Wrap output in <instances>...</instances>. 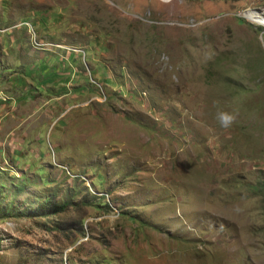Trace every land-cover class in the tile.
I'll list each match as a JSON object with an SVG mask.
<instances>
[{"label": "rangeland", "instance_id": "374dc122", "mask_svg": "<svg viewBox=\"0 0 264 264\" xmlns=\"http://www.w3.org/2000/svg\"><path fill=\"white\" fill-rule=\"evenodd\" d=\"M245 11L264 0H0V264H264Z\"/></svg>", "mask_w": 264, "mask_h": 264}, {"label": "clouds", "instance_id": "9594fccd", "mask_svg": "<svg viewBox=\"0 0 264 264\" xmlns=\"http://www.w3.org/2000/svg\"><path fill=\"white\" fill-rule=\"evenodd\" d=\"M246 12H247V11L243 12V13L240 15V17L246 19V18H245V13H246ZM255 13H257V14H261V18H260V20H261V21H264V11H256ZM252 21H253V22H251V23H253L254 25H256V26H258V27H261V28H264V26L259 25V21L255 20V19H252ZM233 120H234V116L231 115V114L223 113V112L219 114V121H220L221 126H223V127L230 126L231 123L233 122Z\"/></svg>", "mask_w": 264, "mask_h": 264}, {"label": "trees", "instance_id": "16d2710c", "mask_svg": "<svg viewBox=\"0 0 264 264\" xmlns=\"http://www.w3.org/2000/svg\"><path fill=\"white\" fill-rule=\"evenodd\" d=\"M60 209L56 208L53 204L49 202H44L43 204L39 205L37 210L30 212L29 217H45L48 214H55L58 213Z\"/></svg>", "mask_w": 264, "mask_h": 264}, {"label": "crops", "instance_id": "0c3cea01", "mask_svg": "<svg viewBox=\"0 0 264 264\" xmlns=\"http://www.w3.org/2000/svg\"><path fill=\"white\" fill-rule=\"evenodd\" d=\"M62 49H63V55H65V57L67 58V60H65L64 58H60V59H57L56 61H58V63H63V64H65L67 61H68V57H67V47H61ZM39 51V50H38ZM44 51V53L42 54L41 53V55H42V57H44V58H41V60H39V61H44L45 63H51V62H54L52 59H55V57H56V55H52V53L53 52H51V49H49V48H44L43 50H42V52ZM49 51V52H48ZM56 53V52H55ZM69 59H72V58H70L69 57Z\"/></svg>", "mask_w": 264, "mask_h": 264}, {"label": "bare ground", "instance_id": "6f19581e", "mask_svg": "<svg viewBox=\"0 0 264 264\" xmlns=\"http://www.w3.org/2000/svg\"><path fill=\"white\" fill-rule=\"evenodd\" d=\"M166 1H167V0H166ZM245 18H246L247 20L251 21V22H253L252 19H255V20L259 21V25L264 26V21H261V20H260V18H261V14H257V13H255L254 11H247V12L245 13Z\"/></svg>", "mask_w": 264, "mask_h": 264}, {"label": "built area", "instance_id": "2783aa9c", "mask_svg": "<svg viewBox=\"0 0 264 264\" xmlns=\"http://www.w3.org/2000/svg\"><path fill=\"white\" fill-rule=\"evenodd\" d=\"M161 1H165V2H168L169 0H167V1H166V0H161ZM0 101H3V99H1V98H0Z\"/></svg>", "mask_w": 264, "mask_h": 264}]
</instances>
